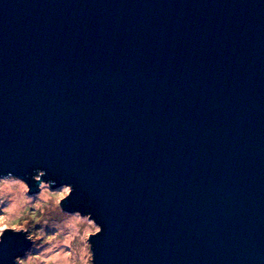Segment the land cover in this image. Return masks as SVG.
Listing matches in <instances>:
<instances>
[{
	"label": "water",
	"instance_id": "1",
	"mask_svg": "<svg viewBox=\"0 0 264 264\" xmlns=\"http://www.w3.org/2000/svg\"><path fill=\"white\" fill-rule=\"evenodd\" d=\"M39 171L92 264H264V0H0V179Z\"/></svg>",
	"mask_w": 264,
	"mask_h": 264
},
{
	"label": "rangeland",
	"instance_id": "2",
	"mask_svg": "<svg viewBox=\"0 0 264 264\" xmlns=\"http://www.w3.org/2000/svg\"><path fill=\"white\" fill-rule=\"evenodd\" d=\"M39 187L30 191L27 185L25 191L24 187L13 177L0 179V233L7 229L27 231L33 243L20 260L23 261L27 253V258L31 259L32 264H45L48 258L42 256L41 253L49 247L50 243L63 241L64 234L69 232L71 235L68 247L73 248L69 250V253L75 249L80 256V251L83 250L81 259L75 261L74 264H92L88 237L97 233L100 228L89 213L68 211L61 207V201L69 194L68 191L61 190V186L45 185L43 194L48 199L39 210L23 204L22 215L19 212L18 214L13 213V206L17 205V202L13 201L12 196L9 195L11 189L22 190L25 195L21 200L24 201L25 196H35L39 192ZM33 203H36L35 197ZM50 264L68 263L53 261Z\"/></svg>",
	"mask_w": 264,
	"mask_h": 264
},
{
	"label": "bare ground",
	"instance_id": "3",
	"mask_svg": "<svg viewBox=\"0 0 264 264\" xmlns=\"http://www.w3.org/2000/svg\"><path fill=\"white\" fill-rule=\"evenodd\" d=\"M12 193V194H11ZM12 196V200L17 202V205L13 206V213L18 214V209L21 211V208H23L24 201L21 200L23 196L25 195L22 190H13L11 189L10 194ZM46 196V195H45ZM20 200V203H19ZM71 233L64 234L65 238L63 241H57L50 243L49 247H47L44 252L41 253L42 256L45 258H48L45 264H50V262H62V263H75L78 259H81V252L83 253V250L80 251V256H78V252L74 249L71 253H69V250L73 248H69V238Z\"/></svg>",
	"mask_w": 264,
	"mask_h": 264
},
{
	"label": "clouds",
	"instance_id": "4",
	"mask_svg": "<svg viewBox=\"0 0 264 264\" xmlns=\"http://www.w3.org/2000/svg\"><path fill=\"white\" fill-rule=\"evenodd\" d=\"M46 172L45 171H39V174L36 175L34 177V179L36 180V182L39 184V192L35 195V196H25L24 197V204L25 206L30 205L33 208L36 209H40L43 207L44 204L47 203V199L48 197H46L43 192H44V187L45 185H49V186H53L55 184L54 181H44L43 177H45ZM15 180L24 187L25 191L27 190V184L26 181H24L23 179H20L18 177H15ZM73 189L72 186L70 185H63L61 186V190H66L68 192H71V190ZM36 198V203H33V198ZM19 212L20 215H22V211H20L19 209L17 210ZM26 235V234H25ZM4 238L5 236L3 235V233H0V245L3 244L4 242ZM26 238L28 240V237L26 235ZM15 264H32V261L30 258H27V253H26V257L23 261L20 260V257H17L15 260Z\"/></svg>",
	"mask_w": 264,
	"mask_h": 264
}]
</instances>
